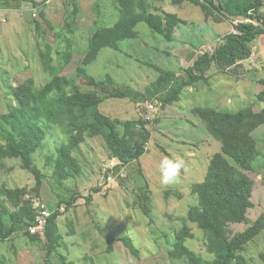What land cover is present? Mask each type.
I'll use <instances>...</instances> for the list:
<instances>
[{"label":"trees","instance_id":"obj_1","mask_svg":"<svg viewBox=\"0 0 264 264\" xmlns=\"http://www.w3.org/2000/svg\"><path fill=\"white\" fill-rule=\"evenodd\" d=\"M113 1L119 18L109 25L95 21L87 52L77 64L78 72L88 77L92 87L85 90L76 87L73 77L61 74L57 68L66 67L71 62L72 42L68 34V31L73 32L72 29L68 30L71 23L66 22L67 27L60 32L56 31L48 16L49 0H0V8L34 9L33 22L39 57L42 68L51 73L40 86L34 77L12 86L7 107L0 112V167L4 166L3 160L6 158L20 159L22 167L35 175L39 189L45 175L36 165L34 154L44 146L50 128L59 127L68 137L58 147L55 160L54 175L58 184L64 185L66 180L81 174L82 163L77 153L82 144L93 137H102L109 157L120 161L114 167L115 173H118L123 166L140 159L148 151L147 145L153 131L147 126L150 121L143 116L138 119H122L104 113L100 106L105 100L129 98L139 101L158 98L162 106L166 107L180 100L186 87L197 86L202 81L208 83L213 65L219 72L238 73V63L252 56L256 39L264 34V29L251 21H233L238 32L226 35L213 51H205L196 57L189 56L192 63L182 73L147 62L160 75L146 91L141 92L130 85L118 83L111 75L96 79L89 75L86 66L97 59L103 48L121 50L124 40L138 38L137 27L140 23H145L153 33L173 41L177 28L185 20L178 13L157 7L155 2L160 0ZM171 1L175 5L190 2L201 6L207 20H231L221 12L214 0ZM71 2L74 15L77 16L82 11V5L79 0ZM95 4L99 12L101 0H96ZM220 4L231 14L253 16L264 22V0H220ZM59 41L65 42L68 48H61ZM258 98L264 101V89ZM192 112L221 141V150L211 158L205 179L192 186L198 201L190 206L184 225L175 232L172 247L168 251L171 264H177V261L181 264H250L244 251L264 232V211L244 230L234 232L232 225L248 222L249 210L255 204L253 194L256 180L252 173L255 170L254 163L263 154L258 130L264 125V109L255 111L249 105L238 111H228L217 106H196ZM159 121L157 118L156 122ZM106 171V176H109L110 170ZM140 171L143 172L141 168ZM141 190L139 205L147 216L152 217V191L149 185ZM31 192L27 186L0 187V241L9 240L22 232L31 241L44 247L43 264H54L55 258L61 264H76L61 251L64 235L59 218L63 213L61 205L66 203V209H70L78 192L72 191L71 197L62 198L56 207L51 206V214L43 233L30 230L36 223L37 215L33 200L35 194ZM39 193L40 190L35 196L39 197ZM172 193L182 196L178 190L169 188L165 193L166 198ZM91 198L92 195H89L88 200ZM22 203L26 209L20 213L16 206ZM190 223L196 224L207 234V250L214 255L212 260L204 259L187 245V241L194 237ZM119 239L131 253L139 255V249L131 237ZM108 240V251L112 252L118 239ZM89 260L95 264L89 256L85 257L82 264H89Z\"/></svg>","mask_w":264,"mask_h":264},{"label":"rangeland","instance_id":"obj_2","mask_svg":"<svg viewBox=\"0 0 264 264\" xmlns=\"http://www.w3.org/2000/svg\"><path fill=\"white\" fill-rule=\"evenodd\" d=\"M79 2L82 11L77 16L74 15L71 0H51L47 11L56 31H62L66 22L71 23L68 30L73 31H68L72 42L71 62L66 67L57 66L58 71L72 76L76 87L89 90L92 87L88 77L78 72L77 64L87 52L95 21L109 25L119 15L113 0H101L99 12L96 11V0ZM155 3L170 12H177L181 17L185 16L182 8L172 4L170 0ZM193 7L194 15L197 16L195 19L200 20L204 15L202 9L196 5ZM16 14L14 12L10 15L12 19L8 16L7 21V12L3 10L0 19V112L7 107L12 86L29 77H34L40 86L51 74L42 68L39 57L33 22L35 15L18 17ZM74 18L76 19L73 20ZM137 30L139 37L124 40L121 50L103 48L97 59L86 66L89 75L96 79L111 75L118 83L144 92L160 75L147 62L182 73L191 64L189 53H197L199 50L198 47L194 50L192 45H199L198 38H191L183 33L182 28L176 32L173 41L153 33L145 23H140ZM59 44L63 49L68 48L65 42L59 41ZM205 46L200 51H211L216 45L208 42ZM209 74L212 77L208 83L202 81L197 86L186 87L180 100L166 107L161 104L150 124L153 134L147 145L148 151L140 159L123 166L122 174H118L115 180L110 181L106 176V169L112 158L109 157L105 140L93 137L88 138L77 153L82 163L81 174L66 180L64 185L58 184L54 175L55 160L58 147L68 137L59 127H52L44 146L34 154L36 165L45 175L42 187L38 188L35 175L24 169L17 158L3 160L4 166L0 167V187L27 186L32 190V195H37L40 190L39 197L45 200L49 209L51 206H58L62 198L71 197L72 191L78 192L70 209H66V203L61 205L63 213L59 218L64 235L61 251L76 264L84 263L86 256L91 257L95 264H171L168 251L172 247L175 232L184 225L190 206L198 201L197 195L192 192V186L205 179L211 158L221 150V141L210 133L206 123L192 109L196 106H217L222 110L238 111L249 105L259 110L264 109V102L257 95L262 86L260 83L245 81L248 86L243 88L241 84L246 79L238 78L241 81L239 90L243 88V92H235V104L226 105L227 97L232 95L231 84L237 90L234 83L228 82L237 79V76L216 70ZM153 99L133 101L129 98H109L100 108L104 113L118 118L138 119L145 112L147 103ZM157 118L160 119L159 122H156ZM258 137L263 154L254 163L255 170L252 173L256 180L253 194L255 204L249 210L248 222L232 225L234 232L244 230L264 211V125L259 128ZM177 155L185 160L189 170L187 173L182 171L176 181L165 184L162 182L160 162L165 157ZM146 185H149L153 195L152 217L143 212L138 202L141 189ZM96 188L100 190L97 191ZM169 188L178 190L182 196L172 193L167 199L165 193ZM35 195L34 198L38 197ZM89 195H92L91 200H88ZM16 207L20 213L26 209L23 203ZM190 224L194 237L187 241V245L204 259L212 260L214 255L207 250V234L196 224ZM124 236L133 239L139 249L138 256L131 253L119 239ZM110 238L118 239L112 252L108 251ZM44 253V247L40 243L31 241L22 232L9 240L0 241V264H43ZM244 254L250 264H264V232L246 247ZM91 263L89 260V264ZM176 263L181 264L178 261ZM54 264L61 263L55 258Z\"/></svg>","mask_w":264,"mask_h":264},{"label":"crops","instance_id":"obj_3","mask_svg":"<svg viewBox=\"0 0 264 264\" xmlns=\"http://www.w3.org/2000/svg\"><path fill=\"white\" fill-rule=\"evenodd\" d=\"M51 0H49L50 2ZM55 1V0H54ZM171 1V0H170ZM172 3V1H171ZM173 4V3H172ZM193 3L190 2H185L182 5H179L182 10L185 13V16L182 17L185 22L182 23L181 26H179L176 30V32L179 29H183V33L187 34L188 36H190L191 38H194L193 36H196L199 41V45L197 46L195 43H192L194 50H196V48L198 47L199 50H197L198 52L196 53H189L190 56H197L198 54H202L205 51H209V50H205V51H200V48H204L206 47L205 45L209 42L213 43L214 45H216L218 42H221L226 35H228L229 33L232 32L233 27L235 28V26L233 25V21L232 20H223L220 22H217L213 19H209L207 20L205 18V15H203V17L200 20H196L195 18H197V16L194 15L195 12V7H193ZM198 6V5H196ZM157 7L163 8L162 6H159L157 3ZM201 8V6H199ZM2 11L5 10L7 12V21L8 20V16H10L11 14H13L14 12L17 13L16 16L18 17H22V16H27L29 14H33L35 15V11L32 8L26 7V8H0ZM32 9V10H30ZM165 9V8H163ZM202 9V8H201ZM168 11V10H167ZM203 11V10H202ZM177 13V12H175ZM204 13V11H203ZM27 14V15H26ZM11 17V16H10ZM12 19V17H11ZM176 35V34H175ZM254 52H255V56H251L249 59H246L244 61H241L238 63L237 68H238V73H232L233 75L235 74V76H237V79L235 80H231L229 83H234L236 86L235 88H237V90H234L233 88V84L232 85V95L228 96L226 99L225 104L226 105H234L235 101L234 100V96H235V92H243V88H247L246 86H248L247 84H245V81L248 82H253V83H260L262 86L261 88L258 89L257 95L264 89V34L260 35L253 46ZM214 48L211 50L213 51ZM191 61V60H190ZM192 63V61H191ZM214 70L218 71V68L213 65L211 68V72H213ZM219 72V71H218ZM224 73V72H221ZM230 72H225L224 74H227ZM244 75V76H243ZM257 76L258 78L254 77ZM240 77H244L246 80L242 81L244 83H242L241 85L243 86L242 90H239V83H241ZM262 102H264L263 100H261ZM264 104V103H263ZM253 108L255 109V111H260L262 110L260 108L257 109L255 108V106H253Z\"/></svg>","mask_w":264,"mask_h":264},{"label":"built area","instance_id":"obj_4","mask_svg":"<svg viewBox=\"0 0 264 264\" xmlns=\"http://www.w3.org/2000/svg\"><path fill=\"white\" fill-rule=\"evenodd\" d=\"M2 18V10L0 9V19ZM232 32L237 33V29L233 27ZM253 56H255V52L253 51ZM161 106V101L156 98L151 101H149L146 105L145 112L142 113L141 116L144 117V119L149 120L150 123H148V127H150V124L153 123L155 115V112L159 111V107ZM115 160V159H114ZM120 161H111V163L108 165L107 170H110V174L108 176V179L112 181L113 179L118 176V174H122V169L118 173H115L114 167L119 164ZM34 207L37 209V215H36V223L35 225L31 226L30 230L31 232H44L47 219L51 214V210L49 209L47 203L42 197H35L34 199Z\"/></svg>","mask_w":264,"mask_h":264},{"label":"clouds","instance_id":"obj_5","mask_svg":"<svg viewBox=\"0 0 264 264\" xmlns=\"http://www.w3.org/2000/svg\"><path fill=\"white\" fill-rule=\"evenodd\" d=\"M159 168L162 175V182L165 184L176 181L182 171L187 173L189 170L185 160L179 155L171 158L165 157L160 162Z\"/></svg>","mask_w":264,"mask_h":264},{"label":"water","instance_id":"obj_6","mask_svg":"<svg viewBox=\"0 0 264 264\" xmlns=\"http://www.w3.org/2000/svg\"><path fill=\"white\" fill-rule=\"evenodd\" d=\"M37 1H44V0H37ZM214 1H215L216 5H218L220 7L221 12L226 17L231 19L232 21H235V22L251 21V22L255 23L256 25H258L264 29V22L262 20H260L259 18L253 17V16H241V15L231 14L228 11H226L223 7H221L220 0H214Z\"/></svg>","mask_w":264,"mask_h":264}]
</instances>
